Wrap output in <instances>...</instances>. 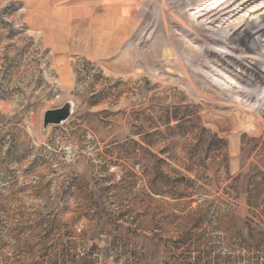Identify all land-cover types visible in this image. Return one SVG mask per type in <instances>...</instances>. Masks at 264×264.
I'll use <instances>...</instances> for the list:
<instances>
[{"label":"rangeland","instance_id":"obj_1","mask_svg":"<svg viewBox=\"0 0 264 264\" xmlns=\"http://www.w3.org/2000/svg\"><path fill=\"white\" fill-rule=\"evenodd\" d=\"M0 264H264V0H0Z\"/></svg>","mask_w":264,"mask_h":264},{"label":"water","instance_id":"obj_2","mask_svg":"<svg viewBox=\"0 0 264 264\" xmlns=\"http://www.w3.org/2000/svg\"><path fill=\"white\" fill-rule=\"evenodd\" d=\"M73 107V102L68 101L61 107L48 109L44 114V127L46 128L52 124L58 125L66 122L73 114Z\"/></svg>","mask_w":264,"mask_h":264},{"label":"trees","instance_id":"obj_3","mask_svg":"<svg viewBox=\"0 0 264 264\" xmlns=\"http://www.w3.org/2000/svg\"><path fill=\"white\" fill-rule=\"evenodd\" d=\"M173 195L176 196L177 198H183V197H185L184 193L175 192V193H173ZM194 214H195V212H194ZM194 214L191 213V214H188V215L184 216V218H183L184 219V222L187 223L188 225H190L191 223H193L192 222V219H194ZM194 227H196L195 224H194ZM194 236H196V233H194L191 230H189L188 233L182 235V239L183 240L186 239V238L187 239L184 240V241H181V242H184L185 243L188 240H191Z\"/></svg>","mask_w":264,"mask_h":264},{"label":"bare ground","instance_id":"obj_4","mask_svg":"<svg viewBox=\"0 0 264 264\" xmlns=\"http://www.w3.org/2000/svg\"><path fill=\"white\" fill-rule=\"evenodd\" d=\"M210 12V11H209Z\"/></svg>","mask_w":264,"mask_h":264}]
</instances>
